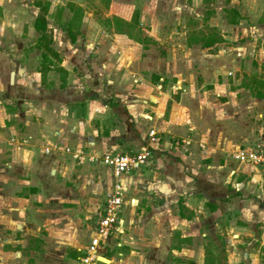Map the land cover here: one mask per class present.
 <instances>
[{
    "label": "crops",
    "instance_id": "1",
    "mask_svg": "<svg viewBox=\"0 0 264 264\" xmlns=\"http://www.w3.org/2000/svg\"><path fill=\"white\" fill-rule=\"evenodd\" d=\"M236 1L242 4L227 8H237L240 13L237 23H230L227 14L223 18L219 9H212L208 13H212V18L209 21L205 17L206 25H203L210 32L198 29L189 37L185 32L184 38L173 34L164 58H157L152 48L146 49L145 60L131 64L139 67L134 72L135 78L126 71L118 83L109 80V85L94 84L90 89L86 87V92L85 87L76 85L67 91L57 89L45 93L51 90L50 82L46 73L43 80L42 72L37 71L42 86L27 84L24 90L40 91L42 87L45 91L41 95L33 93L24 100L23 105L31 107L28 110L31 116L24 118L25 125L19 131L6 110L10 108L13 113L19 105L6 97L1 72L5 73L3 69L0 71V264H23L22 260L5 258L6 247L24 248L27 243L32 244L41 235L42 228L48 233L66 232L67 219L70 217L69 221L75 223L72 215L66 213L93 210L92 229L84 234L87 245L78 247L79 254L75 252L78 258L84 256L91 239L98 234V213L104 210L108 192L116 183L124 186L122 216L112 234L101 240L97 259L92 264H264V224L259 225L264 220V204L257 206V213L251 205L253 209L248 213L245 207L250 204L238 193L245 194L241 186L245 183L235 181L237 194H227L219 172L212 174L235 167L230 172L232 177L244 165L250 171L251 166L264 171L263 165L240 163L234 157L241 149H250L258 143L264 145V127L259 132L261 125L255 127L240 143H233L242 136L231 137L233 131L236 134L239 131L230 124L235 113L231 110L246 100L247 89L254 96L249 99L251 105L264 108V84L261 85L264 81V0ZM249 20L254 24L249 25ZM34 23L28 28L36 30ZM245 36L252 38V43H262L255 48L258 52L252 50L251 56L258 62L254 72L259 73L250 81L243 80L244 74L236 62L240 57L225 54L223 49L227 40ZM207 37H215L217 42L204 46ZM123 46L127 49L126 43ZM108 53L106 64L111 68L110 64L117 59ZM28 54L29 58L34 57L30 47ZM118 59L120 65L129 59L127 51L121 52ZM94 64L99 71L100 63ZM31 73L35 74L34 69L27 66L25 74ZM25 74L15 75L13 81L17 85H25L23 80L30 83ZM145 76L152 80H144ZM164 82H167L165 86ZM209 83L213 84L211 89L206 87ZM10 90L12 96L19 92L12 87ZM259 91L262 97L258 96ZM200 103L221 107L228 124L220 121L215 127V119H205L207 130H204L195 123L200 121L195 113L185 111L182 115L184 107H197ZM63 105L68 107L61 113ZM169 106L172 110L167 111ZM208 124L215 129L208 130ZM152 129L157 131L158 141L152 144L149 164L120 176L112 167V171H107L108 165L101 159L104 154L139 151L148 143ZM253 136L250 142L244 141ZM46 147H50L49 153ZM80 151L85 159L75 156ZM90 157L95 160H89ZM58 220L61 224L56 223ZM223 225H227L226 230ZM226 231L239 234L236 243H230L234 248H229ZM221 235L225 236L226 249L221 247ZM25 236L32 237L28 240ZM245 237L250 238L249 244L259 246V249L251 246L257 253L253 251L249 257L248 253L241 257L238 251ZM42 238L44 244L37 247L35 244L33 249L42 251L69 243L63 238H55L54 242L52 237Z\"/></svg>",
    "mask_w": 264,
    "mask_h": 264
},
{
    "label": "rangeland",
    "instance_id": "2",
    "mask_svg": "<svg viewBox=\"0 0 264 264\" xmlns=\"http://www.w3.org/2000/svg\"><path fill=\"white\" fill-rule=\"evenodd\" d=\"M50 1L51 6L47 15L49 27L48 35L49 38L52 39L51 46L60 54V58H53V62H51L46 72L48 77L47 80L50 82L49 89L51 90L45 91L41 87L40 91H36L34 89L33 91L26 92V90H24V87H26L27 84L29 86L31 84H35L36 87L38 85L42 86L40 75L36 74L37 71L41 72L43 60V52L42 50L38 49L36 44L40 37V33L29 27L30 29H32V31H30L28 28L29 25L32 26L40 10L35 5V0H0V71H2L3 69L5 73L3 74L1 72L2 77L4 76V90L7 93L6 97H8V99L14 104L19 105V108L17 107V109L13 113L12 111H10V108H6L9 119H11V116L13 117L11 123H14V125L16 124L15 126L17 131L21 130L23 128V125H25L24 118H30L31 116L30 112H28L31 107L29 106V104L23 105V103L24 100L28 99L33 93L41 95L42 93H44V91L45 93H49L57 89L59 92L67 91L69 88L78 87L76 85H80V88L85 87L84 91L86 92V87L90 89V87L94 86V84L109 85V80L118 83L120 80V76H123L126 71L129 72L130 76L135 78L134 72L139 71V67L131 66V64L136 62L138 63L141 60L144 61L146 56V53L144 51L146 49L152 48L154 50L153 53L156 54L157 58H164L167 54L166 47L168 43L173 40V34L175 36L184 38L185 32L186 37H189L191 33L198 32V29L204 31L207 29L206 26L205 28L203 26L206 25L204 18L208 16L210 21V19L212 18V13H208H210L212 9H219L220 14L223 16V18H225L227 14L226 10L228 9L227 7H230L234 4H242V2L238 3V1L236 0ZM60 5H63L65 7L62 14H58ZM77 6H81L84 9V16L80 26V33L78 34L77 41L73 43L71 42L68 33L60 27V20H63L64 23L70 20L74 15L73 8H76ZM135 13H138L137 21H135ZM114 16L121 17L125 21L131 22L133 26H124V23L121 21H116ZM223 18L221 19V21H223ZM248 18L254 19V17ZM76 24H78V21L76 22ZM116 24L124 26V33H118ZM248 24L252 25L254 24V21L252 22L249 20ZM210 31L211 30L207 29L206 32ZM242 33L243 31H240V34ZM116 34H123V36H117ZM246 37L247 36H245L244 38H237L236 40H227V43L223 45V49L226 51L225 54L232 55L236 58L240 57L236 62L238 65L240 64V72L244 74L243 80L250 81L253 77H257V74L259 73L254 72L256 71L255 69L258 66V62L251 56L253 55L252 50H254V53L258 52L255 50V48L257 49V47H260L258 46V44L262 45V43H252L253 39L250 37ZM128 38L141 45L139 46L134 42H130L129 40H127ZM20 39H22L21 42ZM125 43L127 49H125V47L123 46L125 45ZM28 47L32 49V55L34 56L33 58H29L30 55L28 54ZM21 50H24L25 52L21 54ZM123 51H127L129 59H127L120 65L121 61L118 58ZM108 52H110V54L113 53V55L117 59L116 63L110 64L111 68H109L108 64H106L107 61H109L107 56L109 55ZM142 53H144V59L140 56ZM245 54H247V56H244ZM223 60L225 62L228 61V59L226 58H224ZM97 61L100 63L99 71L96 70L98 69V65L95 66L94 64V62ZM27 66H32L35 74H25ZM66 68L69 70L67 78L65 80V86L63 87L64 81L62 78L61 69L63 70ZM20 74H25L26 78H29L31 80L30 83L29 81L26 83V80H23L24 82L22 83H24L25 85H17L13 81V78L15 75L20 76ZM150 78L151 77L145 76L144 80H149ZM139 81L140 83H143V79L140 78ZM166 84L167 82H164L163 86H165ZM11 87L12 89L19 90V92H16V94H14L15 96H12L10 92ZM206 87H209L211 89V87H213V84L209 83L206 85ZM242 92L244 93V91H240V93ZM26 94L29 95L26 96ZM177 96L176 98L178 99L179 97ZM116 97L118 98L122 96ZM215 97L216 96H212V98ZM244 97L246 100H244L243 103L240 102V105L237 109L231 110L235 111V113L234 116L230 118L231 123H229L232 125V128H236L239 131L237 134L235 133V131H233L231 133V137H233L232 135L242 136L233 143H240L242 138L244 136H247L248 133L250 134V130H253L255 127L261 125L257 132L262 130V128L264 127V117L261 118L260 116V114L264 115V108H260L254 103H252L253 105H251L249 99L252 100V97L254 96L248 89L245 92ZM169 103L171 102L169 101ZM67 107L65 105L61 106V113H64ZM170 110H172L171 106L168 107L167 111ZM185 111L188 114L191 112L195 113L196 119L200 120L197 121L195 119L197 121L195 123L204 130H207L205 129V125H207V123L204 122L205 119H211L212 121L215 119V127H217L218 124H221L220 121H226V118H224L222 112V108L219 106L216 107L212 105V103L210 106H207V104L205 105V103L204 105L200 103L197 107H192L189 105L187 107H184L182 115H184ZM33 121L35 123L38 122L37 119ZM225 123L228 124V122ZM214 126L209 125V128H207L208 130H214ZM253 139L254 136L250 137L247 141H244L248 143ZM60 146H62V144ZM244 166L240 167V170H238V172L232 177V173L230 172L231 170L235 169V167L231 168V170L221 169L219 171H214L212 172V174H218L219 172L222 185L227 190V192H225L227 194L235 193L236 188L233 185L235 181L238 180L239 183L244 182L245 185L242 184L241 186L242 191H245V194L243 195L241 192L238 193L243 200H246V202H249L250 204L245 207L246 211H248L249 213V210L253 209L251 205H254L255 212L257 213V206H259L260 204L262 206V204H264V171H262L263 169L255 166H251L252 171H250L247 166ZM106 169L108 172L112 171L110 166H107ZM235 194H237V192ZM239 211L240 210L236 211V213H238L237 215H240ZM92 213L93 210L91 212L86 211V213H66L72 215L75 223H71L69 221V219L71 218L69 217L67 219V223L69 222L67 224L68 228L66 229V232H63L61 234L52 233L50 231L48 233V231L44 228L40 230L42 236L48 238L52 237V242L56 241L55 238H63L64 240L67 239L69 242L67 243V246L62 245L61 247H59L58 245H54L56 246V248L43 249L42 251L39 248L33 249L32 247L35 248V244L36 247L40 244H44V239L41 235H38V238H36L35 241L32 240V244H30L31 248H29V243H27L24 248H17L12 246L6 247L3 251L5 254V258L22 260L23 264H56L57 260V264H79L80 258H78L79 255L76 254H79L77 249L80 246L85 247L87 245L88 241L86 240L85 233L86 231H90L92 229L90 223ZM56 223L61 224L60 220L56 221ZM229 224L230 222L227 223V225ZM238 224L240 226L243 225L240 221L238 222ZM263 224L264 220H261L259 222V225ZM227 225H223L224 230H226ZM233 233L234 232H230L228 234V231L225 232V236L229 239V248H234L235 246H231L230 243H236L235 241L239 239V234L235 232L236 235H234ZM225 236L221 235L220 239H222L221 247L224 246L226 249V243L223 238ZM31 237L32 236H25V238H27L28 240ZM249 242L250 238L247 239L246 237L240 241L241 245L238 246V251L240 252L239 254L241 257H245L246 253H248L249 257V254H252L253 251L257 253L255 248L259 249V246H255V244L251 245L249 244ZM258 244L260 245L261 242H256V245ZM251 246H255V248L252 249L253 247L251 248ZM246 248H248V250H246ZM51 259H55V261L51 262Z\"/></svg>",
    "mask_w": 264,
    "mask_h": 264
},
{
    "label": "built area",
    "instance_id": "3",
    "mask_svg": "<svg viewBox=\"0 0 264 264\" xmlns=\"http://www.w3.org/2000/svg\"><path fill=\"white\" fill-rule=\"evenodd\" d=\"M14 140L15 138H12V141ZM157 141V131L152 129L149 132L148 143L139 151L135 153H106L101 159L105 165L112 167L117 176H120L149 164L153 154L152 144ZM45 151L49 153L50 147H46ZM75 156L79 160L85 159L83 151L78 152ZM234 157L240 161V163L264 166V145L258 143L250 149H241L234 155ZM89 160L93 161L95 158L90 157ZM123 204L124 186L121 183H116L108 192L104 210L99 211L98 213V234L91 239L86 248V253L80 258L81 264H92L93 261L97 259L101 240L108 238L112 234L121 219Z\"/></svg>",
    "mask_w": 264,
    "mask_h": 264
},
{
    "label": "trees",
    "instance_id": "4",
    "mask_svg": "<svg viewBox=\"0 0 264 264\" xmlns=\"http://www.w3.org/2000/svg\"><path fill=\"white\" fill-rule=\"evenodd\" d=\"M35 5L40 10L39 14L35 18L34 27L36 31L40 33V37L36 44H37L38 49L42 50L43 52L41 72H42V77L44 80L45 79L44 75L47 72L48 67L50 66L51 62H53V58L54 59L60 58L59 57L60 54L51 46L52 39L49 38V35H48L49 27H48L47 15L50 10L51 1L50 0H35ZM71 6H74V5H71ZM64 9L65 7L63 5H60L58 14H62ZM73 11H74V15L73 17H71L70 20H68L65 23L63 22V20H60V27L68 33L71 42L75 43L77 41L78 34L80 33V26H81L82 19L84 16V9L81 6H77L76 8L75 7L73 8ZM114 18L116 21L123 22L124 26L125 25H127L128 27L133 26L131 22H127L121 17L114 16ZM239 18H240V13L237 10V8L232 7L230 9H227V19L230 23H234V24L237 23L239 21ZM137 20H138V13H135V21ZM77 21H78V24H76ZM124 26L120 24H116V29L118 33H124V30H123ZM215 39H216L215 37H207V40L206 39L204 40L205 42H203V45L207 47L212 46L217 42ZM61 72H62L61 74H62V78L64 81L63 82V87H64L65 80L68 75V71L66 69H63V70L61 69ZM263 84H264V81H261V85ZM258 96L259 97L263 96L262 91L258 92Z\"/></svg>",
    "mask_w": 264,
    "mask_h": 264
}]
</instances>
